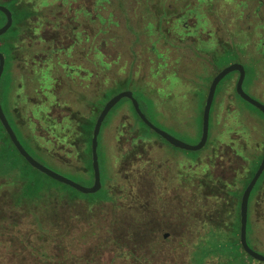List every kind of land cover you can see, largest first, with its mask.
<instances>
[{"label": "rangeland", "instance_id": "rangeland-1", "mask_svg": "<svg viewBox=\"0 0 264 264\" xmlns=\"http://www.w3.org/2000/svg\"><path fill=\"white\" fill-rule=\"evenodd\" d=\"M239 1L112 0L104 4L103 11L100 0H29L38 11L47 7L55 12L45 14L46 18H34L24 35V47H32L33 90L26 87L28 76L23 65L16 61L12 69V108L22 110L24 137L30 139L40 156L37 159L53 171L91 187L92 174L85 172L81 162L85 144L71 116L77 112L82 117L99 115L97 108H102L99 104L107 89H112L114 96L132 91L155 126L186 144L196 145L202 135L207 91L215 74L212 63L219 69L235 62L246 63L244 90L264 103L263 15L246 10ZM71 9L77 10L74 27L88 41L81 40L71 56H52V47L57 51L61 43L57 41L61 37L57 27L67 22ZM56 16H60L57 21ZM101 16L114 21L102 26ZM14 34L10 31L4 36ZM220 43L232 48L237 59L216 58L213 52L222 50ZM101 58L109 67L101 66ZM227 81L228 94L219 99V104L230 111L224 113L220 126L216 101L211 132L217 142L230 143L240 129L241 113L252 117L257 122V136L250 142L261 145L251 162L254 171L264 152V116L236 94V74H230ZM9 83L6 74L0 90L5 109ZM35 90L46 93V107L40 106L41 97L36 99ZM29 93L32 96L27 97ZM66 117L68 120H63ZM37 118L45 122L41 124ZM48 118H62L63 122L54 123ZM206 152L173 148L136 118L130 101H121L108 115L99 136L102 183L115 201L109 202L103 188L95 196L80 193L79 197L104 203L75 200L62 210L65 228H46V233L37 234L31 216H22L25 220L17 231L0 235V241H10L6 245H11L23 239L27 248L18 245L11 250L3 245L0 256L8 262L19 259L22 264H135L125 256L129 249L142 260L141 264H195L194 244L208 234L209 228L205 227L204 213L195 212L191 203L192 162ZM204 167L197 169L200 176ZM257 234L260 243L256 244L253 235L248 238L249 244L264 255V207ZM164 235H168L166 239ZM42 253L48 254L47 262L36 258ZM247 258L245 264H264Z\"/></svg>", "mask_w": 264, "mask_h": 264}, {"label": "trees", "instance_id": "trees-1", "mask_svg": "<svg viewBox=\"0 0 264 264\" xmlns=\"http://www.w3.org/2000/svg\"><path fill=\"white\" fill-rule=\"evenodd\" d=\"M90 1L92 2V0ZM111 1L112 0H100L99 2L100 9L102 7V10L106 11L104 4L105 3L110 4ZM239 2L241 6H244V8L246 7V10H249L251 12L253 10H257L262 13L263 23L261 24V26H263V35H264V0H240ZM0 3H2L3 6L7 7L11 11L13 16V26L10 29V31H13L15 33L14 35H11L9 37L7 36L0 37V52L6 58V66L1 80L0 90L2 87V83L5 81L6 74H8V76L10 77V83L8 85V92L6 98L7 100L6 104L8 109H5L3 105L2 107L9 123L11 124L15 134L17 135L23 147L34 159L39 161L37 159L39 155L36 153L35 148L32 145L30 139L28 138L25 139L24 137L25 134L24 122H22L23 115H21L22 110L15 109L14 107L12 108V95L15 88L12 69H13V63H15L16 61L21 63L24 67L25 73L28 76L26 87L29 89V91L33 90V66H31L33 65V55L31 54L32 47L31 46L24 47L25 45L24 35L29 30L30 24L31 22H33L32 20L34 18L35 19L42 17L46 18L44 16L45 14L47 15V13L49 12L54 14L55 12L53 9H48L47 7H46L47 9L45 8L42 11H38L37 9H35L34 5H32V3L29 2V0H0ZM90 11L91 10H89L88 12L87 10V13H91ZM59 13H61V10L59 11ZM76 14H77V10L71 9L68 13L69 18L67 19V22L64 24L61 23L57 27L58 29L57 34L61 36L57 41L61 43L57 51L53 49L54 46L52 47L51 53L49 52L50 55L52 54V56L53 55L61 56V54H63V55L71 56V54H73L72 50L74 49L75 46L79 45L81 40L85 38V40L88 41V37L85 36L84 38H82V35L78 32V29L75 28L73 25L75 23L74 16H76ZM91 15L93 14L91 13ZM109 15L112 16V13H109ZM0 18L2 19V26H3L6 23V16L2 12H0ZM59 19L60 16H56V21ZM101 19L102 20H100V24L102 26H104L106 23L111 24V22L114 21L111 20V17L110 20H107L104 19L103 16H101ZM69 33H71L72 35ZM105 42L106 41L103 40L102 43L104 44ZM225 44L223 43L219 44L222 50L221 51L215 50L213 52L214 56L216 58L226 57L231 59L233 58L237 59L236 53L233 51V49L225 46ZM49 53L47 54L49 55ZM24 54H27L28 56L26 57ZM99 55L102 56V58L105 57L104 54L103 55L99 54ZM102 58L99 59L101 66L105 65L106 67L107 66L109 67L108 62L107 61L104 62ZM130 80L131 79H129V81ZM126 84H129V82H127ZM126 84L122 86H126ZM112 92H113L112 89H107L103 91L102 98L99 104V106L100 107L102 106V108L100 109L97 108L96 102L95 103L92 102V106L94 108H97L101 112L105 104L114 96ZM30 96H32L31 93L27 94V97ZM138 102L140 104L143 113L145 114L139 100ZM1 104H2V99H1ZM41 104L42 105L40 106L46 107L48 104V98L44 99L43 102L41 101ZM37 106L40 107L38 104ZM54 107H58V105ZM98 116L99 115L96 114V115H89L88 117H84V116L82 117L78 112L74 113V115L71 116L73 117V119L75 118L74 120L76 123V127H78L79 129L78 134L81 137L80 138L81 143H83V145L85 144L84 148L82 149L83 154H82L81 162L85 172L88 174L89 173L92 174V182L90 186L93 185V181H94L92 160H91V140H92V132ZM135 116L139 121H141L136 113ZM69 117H66L63 120ZM73 119L71 118L70 121L73 122ZM37 120L41 124L42 122H45L44 120L42 121L39 118H37ZM48 120L49 121L52 120V122L58 123L62 120V118L59 119L60 121L55 120L53 118L51 119L48 118ZM63 120L61 121V123L63 122ZM144 126L147 127L146 125ZM138 137L140 138L141 141H145L144 138L143 139L141 138L140 134ZM83 181L86 182L88 180L87 178H84ZM103 190H105L106 193L108 194L107 199H109L110 203L115 201V198L110 197L109 195L111 194V192L105 189V183L103 185ZM79 196L80 193L78 191L49 178L48 176L42 174L38 170L31 167V165L19 154V152L17 151L13 143L10 141V138L8 137L6 131L4 130L3 126L0 123V235L10 234L12 231L16 232L20 222L25 220V218L29 219L30 218L29 216H31L32 218L33 229L37 234L46 233L45 232L46 228L52 227L55 229H62L65 228L63 223L62 210L65 209V206H67L68 204L73 203L77 199H87V200L90 199L88 201L90 204L104 203L101 200H95L94 198H90V197L83 198ZM22 216H28V217L23 218ZM207 233H205L207 234L206 236L204 237L202 236L200 237L201 239H197V242L195 243L196 245L194 244V246H196L195 249L196 251H194L193 253L195 255V258L192 259L195 264H245L246 263V259L248 258L238 240L237 230L234 229L225 230L215 225V228L210 229ZM9 243L10 241L8 242L4 241V243L0 241V248L3 245L4 247L8 246L6 249H11V250L16 249L18 245L27 248L25 246L26 241H24L23 239L22 240L20 239L19 242H17V244L13 242V244L11 245H6ZM185 246L184 248H186V251L190 253L188 245ZM127 255L133 259V262L135 264H141L142 260L136 257L135 252H132L131 250L128 249L125 251V256ZM36 258H40L41 260L46 259L44 262H47L49 257L48 254L42 253V254H38ZM9 262L6 259H2V257L0 256V264H22L19 259H16L10 263Z\"/></svg>", "mask_w": 264, "mask_h": 264}, {"label": "flooded vegetation", "instance_id": "flooded-vegetation-1", "mask_svg": "<svg viewBox=\"0 0 264 264\" xmlns=\"http://www.w3.org/2000/svg\"><path fill=\"white\" fill-rule=\"evenodd\" d=\"M235 63H239L244 66L246 70V79H247L248 70L246 65H244L246 63L243 62H235ZM211 65H212V70L215 71V74L210 81V85L207 93L209 92L213 79L223 70V69H218L217 65H215L214 63H212ZM232 74L234 75L236 74L239 79L238 72H234ZM253 76H254V82L256 83L257 76L255 72ZM228 77L229 75L225 79H223L218 85L216 90L215 100L212 106V110H213V107L217 101V105L215 107V113L217 112L218 113L217 116L221 118L220 126H222L223 124L222 121H223L224 113L227 114L230 111L229 107L223 108L221 106L222 103L219 104L220 102L219 99L226 97L228 94V87H229L228 86L229 81H227ZM236 84L234 86V90H236ZM221 92L223 94H221ZM35 94H36V99L41 97L40 101L42 102L44 100V97L47 98L46 93L44 91L40 92L39 90H35ZM216 96L218 97L217 100H216ZM258 102L264 105V103H262L261 101ZM37 104L38 103L36 102L35 105ZM257 111L263 115V113H261L259 110ZM239 122H240V127H239L240 129L238 130L236 135H234V137L236 138L230 141V143H224V142L220 143L217 142L216 136L214 137L215 135L214 132L213 133L211 132V120H210L209 139L205 148L200 151V152H204L205 150H207L206 152L207 154L204 155V157L206 158L201 156V158L200 157L196 158V160L192 162V167H194V174L191 176L190 191H191V203L192 205L195 206V210H196L195 212L198 213L199 212L198 210H201L202 213H204L205 215V219H204L205 220L204 222L206 223L205 227L209 228L210 230V229H214L216 225L219 228L225 230H233V229L237 230L238 240L240 242L242 198L246 191V188L252 181L254 175L256 174L264 158V152L259 164L256 166V168L253 171L252 169L253 165L251 162L253 161V159H255L254 156H258L257 150L261 147L260 142L258 141L255 142L253 140V142H250L251 139L257 136V132L255 130L257 122L253 120L252 117L247 118V116L243 113H241ZM254 151L256 152L252 153ZM249 154L251 155L249 156ZM199 166L205 168L201 176L199 175L197 170ZM263 207H264V172L260 177V179L258 180L257 184L255 185L250 195L249 204H248L247 232H249V229L251 228V234L249 236H251V238H254L253 235L256 236V240H257L256 244L260 243L259 235L257 234V232L261 228V224H262ZM252 224L253 226L251 227ZM166 236L168 235H164V239H166ZM249 236L247 234V238H249Z\"/></svg>", "mask_w": 264, "mask_h": 264}, {"label": "water", "instance_id": "water-1", "mask_svg": "<svg viewBox=\"0 0 264 264\" xmlns=\"http://www.w3.org/2000/svg\"><path fill=\"white\" fill-rule=\"evenodd\" d=\"M0 12H2L6 16V23L4 26L0 28V37H3L6 35L10 29L13 26V16L11 11L5 7L0 6ZM6 66V58L5 56L0 52V84L1 80L5 71ZM238 72L239 73V79L236 84V94L246 103L250 104L257 110H259L264 115V105L260 102L254 100L251 98L244 90V83L246 80V70L242 64L239 63H233L223 69L212 81L208 96L205 102L204 110H203V122H202V135L201 139L198 144L196 145H189L186 144L179 139L175 138L174 136L170 135L169 133L165 132L164 130L158 128L155 126L149 118L143 113L140 104L138 100L135 98L134 93L132 91H124L122 93H119L115 96H113L104 106L102 111L100 112L92 134V140H91V160H92V170H93V185L91 187H85L55 171L48 168L47 166L43 165L36 159H34L27 150L23 147L21 142L19 141L17 135L15 134L11 124L9 123L0 99V123L3 126L4 130L6 131L8 137L10 138V141L13 143L19 154L33 167L34 169L38 170L42 174L48 176L49 178L66 185L68 187H71L72 189L78 191L81 194L84 195H94L100 192L103 188L102 183V176H101V169H100V161H99V136L101 134L102 127L108 117V115L111 113V111L117 107L121 101L128 100L131 102L135 113L137 114L138 118L142 121L144 125H146L152 132H154L156 135L161 137L163 140H165L170 146L186 151V152H200L205 148L207 145L208 139H209V133H210V120H211V110L212 106L215 100L216 90L220 82L225 79L228 75ZM264 172V158L254 175L252 181L246 188V191L242 198L241 203V227H240V243L242 246V249L244 252L251 257L252 259L264 263V255L259 254L254 249H252L248 243L247 238V227H248V204H249V198L250 195L257 184L258 180L262 176Z\"/></svg>", "mask_w": 264, "mask_h": 264}]
</instances>
